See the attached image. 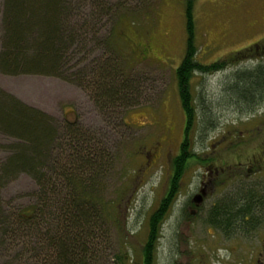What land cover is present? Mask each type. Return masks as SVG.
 I'll use <instances>...</instances> for the list:
<instances>
[{
    "label": "rangeland",
    "instance_id": "obj_1",
    "mask_svg": "<svg viewBox=\"0 0 264 264\" xmlns=\"http://www.w3.org/2000/svg\"><path fill=\"white\" fill-rule=\"evenodd\" d=\"M73 1V19L66 25L76 33L60 69L55 75L0 73V89L51 118L53 135L58 137L51 153L64 156L60 167L95 185L100 205L87 264H141L148 219L166 192L171 160L183 138L185 114L175 68L186 50L188 0ZM192 18L196 59L210 64L225 58L229 63L191 78L198 123L189 137L196 156L185 167L177 196L161 224L153 264H189L199 252L211 253L215 245L223 252L226 244L203 228L198 213L212 201H234L246 189L252 190L254 199L264 194V96L254 103L237 101L233 87L236 72L264 65V52L260 53L264 0H192ZM105 59L116 61L121 72L113 83L127 78L134 84L130 100L136 104L97 101L88 80L95 63ZM74 122L88 140L79 143L71 136L65 124ZM20 140L0 125V205L7 212L25 213L40 196L37 176L27 168L7 172L3 166ZM85 147L94 152V173L76 169L68 157ZM37 164L45 172L51 162L47 156ZM203 166H227L230 179L223 175L207 181L202 196L198 184ZM65 184L58 183L55 191ZM197 196L205 202L194 201ZM239 237L227 244L246 243ZM23 253L24 260L32 263L33 245ZM13 254L0 256V264H17Z\"/></svg>",
    "mask_w": 264,
    "mask_h": 264
},
{
    "label": "trees",
    "instance_id": "obj_2",
    "mask_svg": "<svg viewBox=\"0 0 264 264\" xmlns=\"http://www.w3.org/2000/svg\"><path fill=\"white\" fill-rule=\"evenodd\" d=\"M73 0H2L0 11V73L7 75L45 74L55 75L60 69L63 56L69 49L75 31L66 24L72 22ZM187 44L184 57L175 68L181 108L185 114V126L179 152L172 158V173L165 194L148 219L147 237L142 249L141 264H153L155 245L165 215L173 204L183 171L195 158L192 152L190 131L196 122L191 94V78L198 73H212L225 68L228 61L223 58L210 64L196 59L193 42L194 24L192 0L186 10ZM118 64L105 59L97 61L90 83L100 103L124 102L125 107L136 104L130 100L134 84L127 78L116 80L120 74ZM122 77V76H121ZM234 91L237 101L256 102L264 96V65L235 74ZM51 118L45 113L3 94L0 89V125L15 132L20 146L8 154L3 166L7 172L18 167L27 168L37 176L38 200L25 213L7 212L0 205V256H16L17 264H87L91 228L99 212L95 199V185L89 179L77 178L74 172L60 167L63 158L51 150L58 139L49 124ZM71 136L79 143L86 139L77 122L65 124ZM85 148L75 149L68 155L76 169L96 172L94 152ZM51 155V158H50ZM50 159L45 172L37 160ZM95 158V157H94ZM66 164V163H65ZM99 169V167H98ZM41 172L39 178L38 171ZM80 172V173H81ZM64 180L60 181L59 177ZM58 192V183H63ZM88 183V184H87ZM66 187V188H65ZM4 228V229H3ZM33 245L32 263L24 260L28 245ZM124 257H120L123 261Z\"/></svg>",
    "mask_w": 264,
    "mask_h": 264
},
{
    "label": "flooded vegetation",
    "instance_id": "obj_3",
    "mask_svg": "<svg viewBox=\"0 0 264 264\" xmlns=\"http://www.w3.org/2000/svg\"><path fill=\"white\" fill-rule=\"evenodd\" d=\"M262 52L264 47L260 50V53ZM203 167L204 171L200 173L198 184V191L202 196L207 192V181L216 180L223 175L230 179L227 166ZM247 191L246 189L244 196L237 197L234 201H212L207 210L198 213L203 228L211 231V236L218 235L226 246L222 248L224 253L220 252L221 248L217 245L209 249L211 253L201 251L197 255L198 258L191 260L189 264H264V194H257L254 199L252 190ZM202 198L203 204L206 199ZM237 237L239 240L244 237L247 239L246 243L227 244L233 239L237 240Z\"/></svg>",
    "mask_w": 264,
    "mask_h": 264
},
{
    "label": "water",
    "instance_id": "obj_4",
    "mask_svg": "<svg viewBox=\"0 0 264 264\" xmlns=\"http://www.w3.org/2000/svg\"><path fill=\"white\" fill-rule=\"evenodd\" d=\"M200 198H201L200 196H197V197H194L193 200L194 201H200Z\"/></svg>",
    "mask_w": 264,
    "mask_h": 264
}]
</instances>
